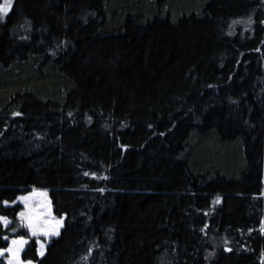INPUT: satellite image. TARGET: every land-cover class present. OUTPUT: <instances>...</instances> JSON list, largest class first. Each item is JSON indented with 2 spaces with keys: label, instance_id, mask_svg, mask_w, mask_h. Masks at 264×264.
Wrapping results in <instances>:
<instances>
[{
  "label": "trees",
  "instance_id": "trees-1",
  "mask_svg": "<svg viewBox=\"0 0 264 264\" xmlns=\"http://www.w3.org/2000/svg\"><path fill=\"white\" fill-rule=\"evenodd\" d=\"M34 188L42 257L3 203ZM0 216L36 264H264V0H12Z\"/></svg>",
  "mask_w": 264,
  "mask_h": 264
},
{
  "label": "snow or ice",
  "instance_id": "snow-or-ice-1",
  "mask_svg": "<svg viewBox=\"0 0 264 264\" xmlns=\"http://www.w3.org/2000/svg\"><path fill=\"white\" fill-rule=\"evenodd\" d=\"M12 5V0H4L3 4H0V17L6 16L9 12ZM87 175V173H85ZM41 195H46L41 193ZM21 200L27 211H21L18 213L19 224L12 229L13 232H17L19 229L23 228L27 230V234L30 237H50L58 235L59 233L56 230V227L59 226V221H56V224L53 225L49 220V213L46 212H36L29 208V199L28 196H22L18 198ZM5 206H8L9 202H3ZM43 216V219H41ZM54 219V218H53ZM11 224V221L7 217L0 216V227L7 229ZM5 240L8 237H4ZM29 243L28 239H25L24 235L18 236L16 239H12L7 248L0 249V256H4L7 253L6 264H32L31 260H22L20 253L24 249V246ZM39 243V241H37ZM43 247V246H41ZM39 251V250H38ZM42 255V252L40 253Z\"/></svg>",
  "mask_w": 264,
  "mask_h": 264
},
{
  "label": "rangeland",
  "instance_id": "rangeland-1",
  "mask_svg": "<svg viewBox=\"0 0 264 264\" xmlns=\"http://www.w3.org/2000/svg\"><path fill=\"white\" fill-rule=\"evenodd\" d=\"M3 3H4V0H2L1 4H3ZM41 193H44L46 195H41ZM22 196H28V197H30L29 202H28L30 209H32V210H34L36 212L43 211V212L49 213L50 214L49 215V220L51 221V223L53 225L56 224V221H59L60 223H59V226L56 227V230H57L58 233H60V231L62 229V226H63L64 219L58 218L54 214V212H53V206H52V202H51V198H50V193H49V190L48 189H44V188H34L32 191H30L28 193H25V194H23V195H21L19 197H22ZM16 205H21L22 206V211H27V209H25L24 203L21 200H19V199H17L13 203L8 204V206H10V207H13V206H16ZM41 219H43V216H41ZM58 235L50 236V237H47V238L46 237H43V236H40V237H31V238H34L36 241H39V243H37V244H38V250H39L38 251V254H39L40 257H42L45 254L46 247L49 244L50 239L53 238V237H57ZM16 238H18V237L9 238V244H10V241L12 239H16ZM25 239H27V238H25ZM28 240L30 241V239H28ZM41 246H43V247H41ZM26 248H27V245L24 246V249L20 253V256H21V259L22 260H24L23 259V253H24V251H25ZM41 252H42V255L40 254ZM6 261H7V253L4 256H0V264H6ZM32 264H36V263L35 262H32Z\"/></svg>",
  "mask_w": 264,
  "mask_h": 264
},
{
  "label": "bare ground",
  "instance_id": "bare-ground-1",
  "mask_svg": "<svg viewBox=\"0 0 264 264\" xmlns=\"http://www.w3.org/2000/svg\"><path fill=\"white\" fill-rule=\"evenodd\" d=\"M10 204V203H9Z\"/></svg>",
  "mask_w": 264,
  "mask_h": 264
}]
</instances>
